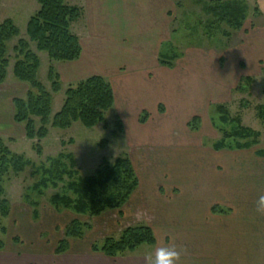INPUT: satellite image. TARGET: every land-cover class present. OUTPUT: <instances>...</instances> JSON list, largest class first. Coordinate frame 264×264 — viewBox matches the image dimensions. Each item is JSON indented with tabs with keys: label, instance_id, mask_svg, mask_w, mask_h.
I'll list each match as a JSON object with an SVG mask.
<instances>
[{
	"label": "rangeland",
	"instance_id": "rangeland-1",
	"mask_svg": "<svg viewBox=\"0 0 264 264\" xmlns=\"http://www.w3.org/2000/svg\"><path fill=\"white\" fill-rule=\"evenodd\" d=\"M210 1L215 0H68L84 10L83 18L71 28L83 48L82 62L91 64L88 65L91 73L101 74L110 84L119 86L116 76L126 77L130 82L118 87L121 97L143 101L145 107L136 119L128 120L131 122L128 129L124 127L118 105L106 114V127L97 125L86 129L79 123L67 130L49 127L41 141L26 139L23 124L13 121L9 126L5 124V128L0 129L3 143L31 166L5 179V197L16 213L0 220V228L3 226L7 233L0 231L1 241L8 243L9 234H15L14 228L9 232L10 226L21 214L30 217L34 224L44 223L46 232L42 236L47 238L44 241H52L50 251L72 220L93 227L82 239L86 244L101 242L108 236L117 238L129 226L149 223L155 229L167 227L165 222L174 220L173 205L184 187L191 190L201 187L195 195L201 203L185 213L189 219L203 220L204 215L205 220L211 216L214 221L224 216L246 218L253 209L256 216L262 213L257 211L256 201L264 193V157L260 155L264 153V123L257 110L264 105V0H222L244 6L246 18L237 31L225 23L212 29L207 27L215 20L204 10ZM37 10L35 0H0V23L12 20L20 31L19 39L24 38L26 24ZM17 40L9 46L11 67V48ZM160 54L164 55L162 59L166 63L172 64L170 68L159 63ZM38 56V80L50 91L48 57L45 53ZM77 63L52 64L59 74L62 67ZM11 67L0 92L11 93L12 100L24 98L28 85L13 78ZM245 78H251L250 84L243 82ZM60 83L61 91L52 95L51 117L60 110L67 88L77 82L62 79ZM137 96L140 98L136 99ZM123 106L127 109L128 99L123 100ZM217 106L225 108L227 123L221 121ZM11 110L13 112L12 105ZM143 112L148 118L141 125L138 120ZM5 117L7 119V115ZM195 117L199 121L191 125ZM116 118L122 122V133L115 124ZM35 121L38 126V120ZM237 127L258 134V144L245 151L214 152L212 146ZM229 143L235 145L234 140ZM124 156L131 160L140 185L134 199L120 214L106 213L101 218L89 219L69 211L57 212L50 206L49 199L53 195L74 199L67 191L70 182L94 175L104 161L112 165ZM71 159L75 164L73 169L69 167ZM54 168H64L67 173L53 175ZM70 169L72 172L75 169L72 177L68 176ZM45 171L50 172L48 180L55 179V187L37 185L46 177ZM219 175H224L223 180L227 182L223 183L229 185L235 197L229 196L221 201L222 206H215V211H207L206 206H211L212 200L218 197L207 186L213 183L212 177ZM58 177L60 181L56 180ZM30 203L38 205L37 219L32 216ZM231 206H237V210ZM166 216L170 218L165 219ZM211 224V228L218 225ZM28 230L22 228L17 234L24 240L25 236L30 237L26 235ZM197 236L213 251V264L229 258L218 236L204 230ZM153 251L154 247L143 245L137 254ZM206 259L201 255L195 257V261Z\"/></svg>",
	"mask_w": 264,
	"mask_h": 264
},
{
	"label": "trees",
	"instance_id": "trees-1",
	"mask_svg": "<svg viewBox=\"0 0 264 264\" xmlns=\"http://www.w3.org/2000/svg\"><path fill=\"white\" fill-rule=\"evenodd\" d=\"M38 10L30 17L25 28V37L20 38V31L14 22L6 19L0 23V87L5 83L8 70L11 67L10 43L18 39L11 48L13 59L12 76L15 80L28 85V91L24 98H14L13 121L24 125L25 138L28 140H43L48 134V128L67 130L73 124L79 123L86 129H92L97 125L106 127V114L114 107V94L111 85L101 76H90L67 88L60 110L51 117L52 95L61 91L60 76L52 63L76 62L81 58L82 46L76 34L72 32L73 24L83 18L84 10L81 6L70 4L68 0H35ZM208 6V7H207ZM205 12L215 17L207 27L225 23L232 30H239L246 18L244 6L234 2L222 0L210 1L204 8ZM34 49H33V48ZM38 53H45L49 60L47 80L50 83L48 91L38 80L40 60ZM163 54V53H162ZM159 55V63L170 68L171 63H166ZM175 59V58H174ZM243 82L250 84L251 78H245ZM242 86L239 85V87ZM258 117L264 123V105L257 108ZM221 114V121L228 122V117L223 106H217ZM148 114L142 113L140 124L147 121ZM38 120V126L36 121ZM120 133L123 125L119 119H115ZM194 118L192 124L198 123ZM232 122V121H231ZM196 129V125L194 126ZM113 136L116 135L114 131ZM259 135L241 127L232 129L224 134L220 142L212 146L214 151H245L258 144ZM234 140L232 146L229 141ZM243 141V143H240ZM40 154V147L37 148ZM261 156L264 153L260 154ZM31 166L22 156H17L5 146L0 138V220L8 219L11 204L5 197L4 182L12 173L18 175L26 167ZM70 168L75 164L70 160ZM68 171V176H74V171ZM54 175H66L62 168H54ZM46 177L39 180L38 186L55 187V179ZM37 173L33 175H37ZM56 180H61L60 177ZM139 181L129 157H119L112 165L104 161L94 175L86 176L67 185V191L74 196L53 195L49 199L50 206L57 212L69 211L77 216L97 218L104 213L116 211L119 214L138 188ZM33 208V218H38V205L30 203ZM215 211V207L212 209ZM92 226L79 220H72L64 229L63 237L55 246V254L60 255L68 251L71 240H82L90 232ZM2 234L6 230L1 227ZM14 241L19 242L18 238ZM155 236L150 227L138 225L123 229L117 238L105 237L101 242L91 245L92 252H100L103 255L115 258L125 253H133L143 245L154 246ZM5 248V243L0 240V251Z\"/></svg>",
	"mask_w": 264,
	"mask_h": 264
},
{
	"label": "crops",
	"instance_id": "crops-1",
	"mask_svg": "<svg viewBox=\"0 0 264 264\" xmlns=\"http://www.w3.org/2000/svg\"><path fill=\"white\" fill-rule=\"evenodd\" d=\"M87 1L95 2L99 0ZM83 58L84 53L82 48V55L80 58L81 61L79 59V61H76V63L79 62L77 64L66 65L65 67H62L59 71L60 80L65 79L72 82H78L81 81V79H86L84 77L88 78L90 76H97V74L95 75L94 73H91V69L89 67L91 66V64H84V62H82ZM99 76H101V74ZM125 78L126 77L116 76V79L119 80V86L121 84H125L126 82H130L127 81V79ZM110 85L114 94V106L116 108L119 105V111L122 112L120 116L124 123V127L125 129H128L131 124V122L129 121L136 119L135 117H137L139 113L142 112L141 109H144V102L136 101L130 96L121 97L120 92L118 91L119 86H117L116 84ZM2 86L0 87V90ZM10 94L8 95L7 93L0 92V129H4L5 124L9 126L10 123L13 121L14 107L12 112L11 105L13 106V104ZM142 97L143 96H141V98ZM139 98V96L136 97V99ZM126 99H128L129 101V106L127 107V109H125L123 106V100ZM153 103L155 105L156 100ZM6 115L7 119L5 117ZM262 157H264V155ZM223 178L224 175L212 177V179H214L212 180L213 183L207 186L211 193H217L218 195L216 199L212 200L213 202H211V206L209 205L210 207L206 206L207 211H212V209L217 205L222 206L223 202L221 203V201H223L229 196H234L233 192L230 191L228 188L229 185L227 187V184L223 183L227 182V180H223ZM138 181L140 185L139 178ZM138 188L130 197L129 201L126 203L123 209H126L131 199H134L136 192H138ZM200 188L201 187L198 186H196V189L194 190H191L187 187L183 188V193L181 194L177 203H174L173 205L174 207L171 214L174 220H171V222L169 220L165 222L167 227H160V229H155L153 225L149 223L146 224L148 227L151 228L156 239V243L152 247H154V249L157 246L165 245H172L176 247L181 253V264H213L212 261L215 262V256L213 254V251L209 250L207 244L202 243L201 239L197 236L202 234L204 230L213 234L214 237L218 236L219 243L223 244V248H226V255L229 258L225 262H223L222 260V263L220 264H264L263 213H258L256 216L254 214L253 209V213L250 214L251 216L249 217V215L247 214L248 217L246 218L241 217L233 219L224 216V218L221 217L218 218L219 220L214 221L211 216H208V220H205L206 215H204V217H202L203 220H197L193 217L192 219H189L185 216V213H188L190 210L197 207L201 203L196 200L197 197L195 198V195L198 194V192L201 190ZM204 195L207 196V194ZM256 197L257 196H255L253 199L256 200ZM232 208H235V210H237V206ZM242 208L243 207H241V209ZM251 208H253L252 203ZM113 212L116 211H110L107 213ZM15 213L16 211H13L11 207L10 216H13ZM104 214L95 219L101 218L102 216H104ZM23 215H25V213ZM168 218L170 217L166 216L165 219ZM13 220L15 221V224H13L14 226H10L11 231L9 232H12V229L14 228L15 234H9L8 243H5V248L0 251V264H148L147 256L150 253L137 254V249L133 253H125L122 256L110 258L100 252H92L91 245L93 243L86 244L82 242L84 240H71L68 251H66L64 254L57 255L55 254L54 250L58 241L56 240L53 244L54 247L52 248V251H50V244L52 243V241H44L47 239L43 238L44 236H42L43 233L46 232L44 223L40 225L34 224L30 217H22V214L21 216H18L16 219L14 218ZM204 220L207 221V224ZM211 223L218 225L211 228ZM1 224H3V222ZM200 224L204 225L205 228L203 227L201 229V227L198 226ZM22 228H24L25 230L29 229L28 234L26 235H30V237L25 236L24 240H22L17 234L18 230ZM216 228L219 229L217 230ZM167 229H169L171 233ZM92 230L93 227L90 232H92ZM234 234H236V236H234ZM15 237L18 238L19 242L14 241ZM167 237H169V240L166 239ZM196 255H201L204 259H207L204 261H195ZM211 255H213V259ZM197 257L199 258L200 256Z\"/></svg>",
	"mask_w": 264,
	"mask_h": 264
},
{
	"label": "clouds",
	"instance_id": "clouds-1",
	"mask_svg": "<svg viewBox=\"0 0 264 264\" xmlns=\"http://www.w3.org/2000/svg\"><path fill=\"white\" fill-rule=\"evenodd\" d=\"M258 212L264 213V195H260L256 201ZM148 264H181L180 251L172 246H157L152 253L147 256Z\"/></svg>",
	"mask_w": 264,
	"mask_h": 264
}]
</instances>
